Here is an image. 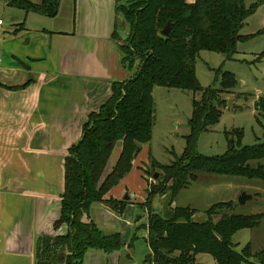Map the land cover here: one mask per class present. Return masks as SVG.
Wrapping results in <instances>:
<instances>
[{
    "label": "trees",
    "instance_id": "obj_1",
    "mask_svg": "<svg viewBox=\"0 0 264 264\" xmlns=\"http://www.w3.org/2000/svg\"><path fill=\"white\" fill-rule=\"evenodd\" d=\"M8 7L25 13L33 12L54 18L61 0H4ZM75 0H73L74 2ZM257 4L246 7L243 0H115L116 21L111 38L124 40L116 45L122 54L121 64L135 72L126 80L112 81L110 96L97 111L87 115L81 138L67 149L63 161V192L60 195V216L53 223L56 230L67 225L63 235L34 237L33 264H82L88 250L110 254L122 247L120 234L104 233L92 220L83 221L90 207L101 203L120 215L130 200L107 196L127 175L132 162L152 137L155 104L154 86L202 92L192 98V114L188 120L182 155L170 164L149 158L142 169L146 182V198L137 204L146 210L149 249L143 264H199V253L211 255L216 264H264V247L253 253L250 243L235 250L232 236L242 229L260 225L261 214H237L233 201H220L204 212V221H195L196 210L171 204L178 192L197 179L196 172L237 176L264 181V141L242 146L241 130L226 132L227 150L222 155L203 156L196 152L201 132L219 121L225 94L236 86L232 73H222L220 88H202L195 75V59L202 50L223 53L231 59L238 42L254 35H241L245 20ZM122 17L127 29L118 25ZM169 24L166 36L161 35ZM23 28L17 24L14 32ZM257 32L256 34H258ZM124 38V39H123ZM264 56L261 52L257 60ZM12 89V87L10 88ZM263 100H256V109ZM264 136V132H263ZM119 152L109 170V161L116 148ZM107 170V172H106ZM158 178L148 181L146 176ZM168 193L167 209L154 212L152 201ZM216 218V219H215ZM254 257L257 263L251 262Z\"/></svg>",
    "mask_w": 264,
    "mask_h": 264
},
{
    "label": "crops",
    "instance_id": "obj_2",
    "mask_svg": "<svg viewBox=\"0 0 264 264\" xmlns=\"http://www.w3.org/2000/svg\"><path fill=\"white\" fill-rule=\"evenodd\" d=\"M11 19L14 27L0 25V264H33L34 237L68 230L65 224L53 228L60 216L67 149L81 138L87 115L110 96L112 81L128 79L133 70L122 66L111 38L115 0H61L54 18L23 11L12 12ZM20 23L23 28L14 32ZM115 150L109 165L119 147ZM148 152L142 148L107 196L131 194L134 179L144 177ZM140 189L146 197L145 180ZM128 200V205L143 203ZM117 215L98 203L82 219L103 231Z\"/></svg>",
    "mask_w": 264,
    "mask_h": 264
},
{
    "label": "rangeland",
    "instance_id": "obj_3",
    "mask_svg": "<svg viewBox=\"0 0 264 264\" xmlns=\"http://www.w3.org/2000/svg\"><path fill=\"white\" fill-rule=\"evenodd\" d=\"M246 7L257 4L256 9L247 17L240 30L241 35H254L245 41L238 42L236 53L231 59L223 53L202 50L195 59V75L204 89L206 87L220 88L222 73L228 71L233 74L236 86L230 94H225L226 105L221 107L219 121L208 130L199 134L196 142V152L203 156L222 155L227 150L226 132L241 130L242 146H251L264 141V56L257 60V56L264 52V0H243ZM23 14L17 8L8 7L4 0H0V20L3 21V30L14 27L11 19ZM63 16V14L61 15ZM118 25H123L122 17H118ZM125 25H123L124 27ZM125 28V27H124ZM0 31V34L3 33ZM259 32L258 34H256ZM124 39V38H123ZM124 40L116 41V45ZM134 66L133 73L135 72ZM200 91H183L176 88L154 86L152 97L155 104L152 137L147 144L141 147L160 164H170L180 157L185 149V137L189 134L188 120L192 114V98L199 99ZM263 100V107L256 109V100ZM232 102H229V100ZM140 150V151H141ZM112 155V160L116 155ZM140 153V152H139ZM264 164V159L259 160ZM147 164V165H148ZM110 164L107 169L109 170ZM147 165H143L144 169ZM107 172V170H106ZM143 174V173H142ZM197 179L189 186L180 190L173 200L174 206H189L196 210L195 221H204L205 210L218 201L233 200V212L237 214H261L260 225L254 229H242L232 236L235 250L240 251L247 243H250L253 253L264 247V181L247 179L237 176L216 175L206 172H196ZM148 181H154L146 176ZM142 176L134 179L131 184L129 196L137 201H145V190H141ZM144 192V196L141 193ZM125 192L122 198L127 194ZM241 193L251 196L243 204L238 203ZM164 198L154 197L152 208L154 212L161 214L167 209L168 193ZM113 220L111 228H104V233L117 231L120 234L122 247L110 254L100 250L91 249L84 255L82 264H143L145 255L149 249L145 242L147 234L146 210L136 203L125 207L122 214ZM216 219V218H215ZM199 264H216L211 255L199 253L195 256ZM251 262L257 263L252 257ZM249 264V263H243Z\"/></svg>",
    "mask_w": 264,
    "mask_h": 264
},
{
    "label": "water",
    "instance_id": "obj_4",
    "mask_svg": "<svg viewBox=\"0 0 264 264\" xmlns=\"http://www.w3.org/2000/svg\"><path fill=\"white\" fill-rule=\"evenodd\" d=\"M168 29H169V24H168V26H167L164 30L161 31V35H162V36H166L167 33H168ZM229 102H232V100L230 99ZM156 178H158V173H155V174H154L153 179H156ZM250 198H251V196L246 195L245 193H241V194L239 195V197H238V203H239V204H243L247 199H250ZM128 199H129V196L126 194V195L123 197V200H128Z\"/></svg>",
    "mask_w": 264,
    "mask_h": 264
},
{
    "label": "built area",
    "instance_id": "obj_5",
    "mask_svg": "<svg viewBox=\"0 0 264 264\" xmlns=\"http://www.w3.org/2000/svg\"><path fill=\"white\" fill-rule=\"evenodd\" d=\"M2 22H3V21H2V20H0V25L2 24Z\"/></svg>",
    "mask_w": 264,
    "mask_h": 264
}]
</instances>
